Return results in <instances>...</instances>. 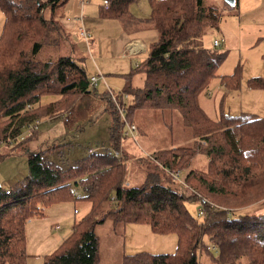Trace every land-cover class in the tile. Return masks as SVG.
Segmentation results:
<instances>
[{
	"label": "trees",
	"instance_id": "16d2710c",
	"mask_svg": "<svg viewBox=\"0 0 264 264\" xmlns=\"http://www.w3.org/2000/svg\"><path fill=\"white\" fill-rule=\"evenodd\" d=\"M67 1L0 0L4 15L0 32V143L14 142V137L39 117L63 113L80 94L95 93L78 63L83 57L35 58L49 42L51 31L58 29L57 34H62L60 20ZM134 1L110 0L100 10L101 17L114 18L127 28L136 22L135 27L156 32L147 45V56L124 74L128 78L141 71L145 76L142 87L128 85L123 89L133 98L126 105V117L133 123L131 111L136 108L176 110L193 143L162 148L151 159L157 163L147 160V166L181 173L196 153H203L208 158L206 170H186L184 181L192 186L187 193L174 181H161L162 172H153V168L138 184L125 185L124 163L111 151L88 153L76 166L62 168L46 161L42 150H24L28 174L8 192L0 187V264H26L27 219L41 214L44 206L69 200H85L90 207L74 221L59 247L46 255L44 264H99L95 227L107 220L113 225L148 223L154 233L177 236L171 253L123 254L119 264H240L243 258L246 264H264V212L239 214L233 207L221 208L214 200L222 198L227 204L238 205L254 191L264 193V118L231 115L223 108L212 118L198 102L199 93L215 76L227 89L240 86L238 70L228 75L216 73L226 51L205 47L203 42L209 30L218 28L224 9L237 8L238 0L233 6L224 0L221 4L214 0H149L150 13L142 19H134L129 11ZM247 83L264 89V75ZM105 94L103 91L98 96L105 100L110 114L108 140L112 150L118 147L120 130L116 111ZM43 95L54 98L40 103ZM77 190L79 195L74 194ZM190 200L204 206L203 218L197 220L191 214L186 205ZM209 245L214 252L205 247ZM199 248L212 263L198 261Z\"/></svg>",
	"mask_w": 264,
	"mask_h": 264
},
{
	"label": "rangeland",
	"instance_id": "374dc122",
	"mask_svg": "<svg viewBox=\"0 0 264 264\" xmlns=\"http://www.w3.org/2000/svg\"><path fill=\"white\" fill-rule=\"evenodd\" d=\"M81 1L80 5L78 0H68L67 4L77 6L78 11ZM87 1L94 5H103L102 0H83V3ZM214 1L216 4H221V0ZM133 3L132 13L144 16L149 11V15V0H137ZM48 13L45 10L44 16L48 17ZM3 21L4 15L0 10V32ZM88 21L92 25L94 24L92 18L85 19L84 17V25L89 24ZM129 24L130 27L136 26V22ZM60 25L62 26L61 21ZM57 30L50 32L49 42L42 46L36 54V59L42 61L55 59L64 54L71 55L75 59L81 56L83 60L78 63L84 67L88 77L99 73L96 68L101 67L100 63L113 64L115 70L124 71L125 74L129 73L133 66L128 59L116 57L113 49L104 45L105 40L100 43L99 39L95 37L96 34L91 36L86 44L79 35V30L69 32L63 27L62 34L64 36L58 35ZM145 35L150 37L148 34ZM213 39L221 41V45L216 51H226L224 59L217 67V75H228L238 70L241 76L240 86L236 90L227 89L220 78L215 76L209 86L207 85L198 95L201 108L212 118L218 116L220 108H223V112L231 115H254L264 118V89L251 88L247 83L248 79L252 77L264 75V0H242L239 8L224 9L218 28L209 30L203 36L205 47L213 48ZM100 54L109 58L106 61H99ZM144 56L146 57L147 53ZM91 57L96 58V61L93 62ZM100 73L108 87L102 83L103 81L98 80L94 94L82 93L75 99L73 104H76L78 111L76 121L65 124L61 117L68 112L73 106L72 104L59 115L39 117L40 123L36 130L33 129L28 134L25 133L22 139L3 144L0 149V157L3 156L0 159L1 188H14L28 174L27 155L24 150H42L46 161L55 162L62 168L76 166L80 159L88 153L113 151L114 154V151H119L120 156L117 159L124 163L127 177L125 176L123 181H128V185L141 182L147 171L153 168V172H162L163 175L159 176L161 181H174L176 186L184 188L187 193L192 191V186L190 187L189 183L184 181L183 175L188 169L205 171L208 162L205 154L196 153L193 156L189 167L181 170L180 177L183 179L180 181L173 179L170 173L161 167L155 169L154 165L151 168L147 166V160L153 159L155 152L161 151L162 148H175L177 145L193 143L194 138L190 137L182 127L178 112L165 109H134L131 111L133 114L131 121L135 124L137 131L135 138H131L126 131H123L125 130L123 122H130L126 117V105L133 102V98L123 92V89L128 85L132 88L142 87L144 73L134 72L130 77L125 78L124 73L120 72L119 75H114L111 80H106L104 73L101 71ZM103 91H105L110 105L116 111L120 130L118 147L112 150L109 149L108 140L110 114L105 109L107 103L98 96ZM111 94L116 98L124 116H121ZM51 98L54 97L43 95L40 103L48 102ZM102 102L106 111L101 106ZM89 111H93V113ZM124 133H127L126 137L122 135ZM90 148L97 149L90 152ZM77 192L79 195L80 191L77 190ZM196 194L198 198H204L201 193ZM214 200L221 204V208L233 207L232 209L239 214L264 212V193L260 194L257 191H254L243 204H227L222 198ZM206 201L210 202V205L216 204L213 201ZM200 204L198 200H190L186 203L189 211L197 220L200 219L196 214L197 206ZM216 206L219 207V204ZM87 207L89 209L90 203L85 200L61 201L44 206L41 214L28 218L24 227L26 264H44L46 255L59 247L70 234L74 221L79 220L88 211ZM55 224H59V229L53 228ZM95 233L99 241V264H119L123 254H134L141 251L153 254L171 253L177 246L176 234L154 233L148 223L129 222L113 225L107 220L96 225ZM200 250L199 248L198 261L212 263ZM240 264H246V260L243 258Z\"/></svg>",
	"mask_w": 264,
	"mask_h": 264
},
{
	"label": "crops",
	"instance_id": "0c3cea01",
	"mask_svg": "<svg viewBox=\"0 0 264 264\" xmlns=\"http://www.w3.org/2000/svg\"><path fill=\"white\" fill-rule=\"evenodd\" d=\"M80 1L81 0H78L79 5H80ZM241 1L242 0H238L237 8L240 7ZM67 3L64 9L65 16L60 20L64 28L69 30V32L73 30L76 31L79 29L80 25L82 24L83 26H85V28L88 30L91 36L96 34L95 37L99 39L100 43L105 40L104 45H106L107 47H111L113 51L116 53L117 55L116 57L118 58L122 57V58L128 59L129 62L131 63V66L132 65L134 66L135 64H137L140 60H142L145 57L144 55L147 53L148 43L152 41L153 39H155L156 33L153 29H149L145 27L137 28V27H129V26L127 28V27H123L121 23L114 18L101 17L100 10L106 8L103 5H102L103 7L101 5H94L93 3H90L89 1H87L86 3H83V0H82L80 10L77 11V8H78L77 6L75 7L72 5H68ZM102 4H103V0H102ZM133 4H134L133 2L130 3L129 10L132 16L135 17L134 19H142L148 15L149 11L144 16H141L140 14L132 13L131 9L133 7ZM79 17H81V20L79 19ZM84 17L85 19H89V17L92 18L94 24L92 25L91 22L88 21L87 22L89 23L87 24L88 26L86 24L84 25L83 23ZM145 34L150 35V37ZM128 44L130 45L129 50L127 49ZM124 52H126V56H122ZM98 58H99V61H106L109 57L106 55L100 54ZM95 61H96V58L93 59V62ZM100 65L105 70H103L100 66H98L96 68L97 72L99 71L100 73L101 71L102 73H104L106 80L113 79L114 75H119L120 72L124 73V71L115 70L114 68L115 66H113V64L104 65L103 63H100ZM100 81H103L102 83L106 87H108L106 85L105 80H100ZM84 94H90V93H84ZM101 106L103 107V110H105L104 109L105 106L103 102ZM89 112L93 113V111H89ZM61 117L65 124H70L71 122L76 121L78 118V111H77L76 104H73V106L68 110V112L63 114ZM37 128L38 127H36L34 130H36ZM125 134L127 133H124L122 135L126 137ZM87 153H88V150H87Z\"/></svg>",
	"mask_w": 264,
	"mask_h": 264
},
{
	"label": "built area",
	"instance_id": "2783aa9c",
	"mask_svg": "<svg viewBox=\"0 0 264 264\" xmlns=\"http://www.w3.org/2000/svg\"><path fill=\"white\" fill-rule=\"evenodd\" d=\"M109 2H110V0H103V6L107 7L108 4H109ZM79 19L81 20V17H79ZM78 30H79V35L83 38V40L87 44L88 41H89V39H90V37H91L90 33L85 28V26H83L82 24L80 25V27H79ZM220 45H221V41L219 39H213V41H212V47L213 48L219 49ZM127 49L128 50L130 49V45L129 44L127 45ZM122 56H126V52H124L122 54ZM91 58H92V60L94 59V57H91ZM98 80L99 81L100 80H104V78H103V76H102L101 73H98V74H95V75L90 76L89 77V81H88V87L89 88H95ZM107 90H108V88H107ZM111 97L115 101V103L117 104V100L114 97V95L111 94ZM117 107L119 108V111H120L121 116H124V113H121V110L122 109L118 106V104H117ZM39 123H40V120L39 119H36L35 121L29 123L27 125V127L19 135H17V136L14 137V140H16V139H22L24 137V134L25 133L28 134L31 130L35 129L39 125ZM123 123H124V127H125V130H123V131H126L131 136V138H135L134 136H135L136 131H137L135 124L134 123H128L127 121H124ZM10 141H12V140L10 139L7 142L0 143V149L2 148L3 144L8 143ZM95 149H97V148H90L89 151L90 152H93L92 150H95ZM114 152L115 153L113 155L115 157L120 156V153L118 154L119 151H114ZM112 153H113V151H112ZM169 173H170V175L172 176L173 179L179 180V181L181 180L180 172L178 170L170 171ZM124 184L125 185H128V182L126 181V182H124ZM5 191L8 192L9 190L8 189H5ZM74 194L77 195L78 192L75 191ZM113 198H114V195H111V199H113ZM74 211L76 212V209H74ZM196 214L200 218H203L206 215L205 208H204V206H202V204H200L199 206H197V212H196ZM53 228L54 229H59V224H55L53 226ZM205 247L207 249H211V250L214 249V247L213 246H210V245L209 246H205Z\"/></svg>",
	"mask_w": 264,
	"mask_h": 264
},
{
	"label": "water",
	"instance_id": "95a60500",
	"mask_svg": "<svg viewBox=\"0 0 264 264\" xmlns=\"http://www.w3.org/2000/svg\"><path fill=\"white\" fill-rule=\"evenodd\" d=\"M225 2H227L230 6H233L235 3V0H224Z\"/></svg>",
	"mask_w": 264,
	"mask_h": 264
}]
</instances>
